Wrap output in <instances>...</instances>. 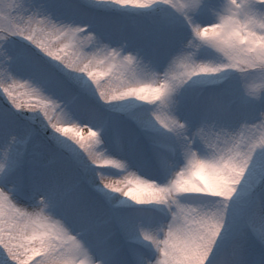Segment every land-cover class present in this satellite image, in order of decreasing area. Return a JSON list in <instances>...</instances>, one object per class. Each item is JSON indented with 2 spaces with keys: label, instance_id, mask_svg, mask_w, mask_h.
Masks as SVG:
<instances>
[{
  "label": "snow or ice",
  "instance_id": "1",
  "mask_svg": "<svg viewBox=\"0 0 264 264\" xmlns=\"http://www.w3.org/2000/svg\"><path fill=\"white\" fill-rule=\"evenodd\" d=\"M264 3V0H260ZM117 7L114 10L111 5ZM6 9V10H5ZM218 17L212 23L211 17ZM217 30L207 37L206 28ZM190 40L208 47L191 51ZM85 42H94L90 71H78L73 54ZM264 43V11L253 0H229L222 9L216 0H0V260L3 264H36L31 250L17 252L22 234L10 189L27 200L47 198L52 216L34 218L46 223L55 244L49 251L81 253L103 264H143L153 255L137 219L152 224L182 216L191 225L209 217L194 215L189 201L158 212L143 205L135 209L113 203L91 163L87 144L69 142L55 131L47 107L33 114L28 101L39 96L46 106H62L94 132L98 142L143 170L145 180L160 191L173 188L188 197L227 198L217 209L213 251L207 264H251L249 246L264 249V216L255 212L253 194L264 183V148L257 149L239 188L218 195L183 192L182 170L218 168L222 160L201 158L206 147L242 138L257 121V107L231 75L245 59L230 54L242 48L260 62ZM223 52L228 63L212 57ZM148 65L143 64V60ZM150 67L164 79L156 85L152 104L141 110L115 97H106L103 81L139 73ZM180 67L185 71H172ZM227 74V75H226ZM111 104L112 107H108ZM264 141V136L261 137ZM176 169L173 185L165 183ZM205 207V205H202ZM207 209L205 207V213ZM171 236V230L169 231ZM169 244L170 241H165ZM158 264H199L173 246L159 250ZM65 264H73L69 256ZM264 264V260L260 262Z\"/></svg>",
  "mask_w": 264,
  "mask_h": 264
},
{
  "label": "clouds",
  "instance_id": "2",
  "mask_svg": "<svg viewBox=\"0 0 264 264\" xmlns=\"http://www.w3.org/2000/svg\"><path fill=\"white\" fill-rule=\"evenodd\" d=\"M41 4H46L48 0H38ZM229 0H216L224 9ZM257 10L264 11V3L260 0H253ZM111 7L115 10L116 5ZM6 10V9H5ZM212 23H218V17L212 16ZM217 30L206 28L204 34L207 37H214ZM191 51L199 53L208 45L199 40H190ZM260 48V62H256L255 56H248L242 48L232 49L230 54L245 59L247 62L240 64V71L234 75L240 85L241 91L248 100L257 107V121L264 125V43L258 45ZM95 49L94 42H85L74 54L77 70L90 71L89 60ZM216 64L228 63L229 55L223 52L212 57ZM145 66L148 65L146 59L143 60ZM172 71L177 74L185 71L180 67H174ZM227 75V74H226ZM164 79L163 75L155 74L150 67H145L139 73H128L123 77H110L103 81L106 97H115L125 104L136 105L141 110H156L160 108L158 104H152V97L158 95L156 85ZM32 106L33 114L47 107L51 122L55 125V131L62 138L69 142L87 144L91 152V163L95 165V171L106 188L111 187L114 196L113 203L121 207L135 209L138 206L158 212L170 210L178 202H191L196 209L194 215L200 217L207 215L209 221L205 224H187L182 216H175L166 223L152 224L142 218L137 219V228L141 231L145 240L151 238L153 255L145 257L143 264H158L163 259L160 249L173 246L183 255L191 257L197 253L199 264H207L213 251L215 226L211 223V218L217 209L230 205L227 198L221 197L214 200L212 197H188L178 193L175 188L168 192H162L151 181L143 178V170L134 166L131 161L115 151L106 140L98 142L101 132H94L88 124L78 121L67 109L62 106L51 108L46 106L39 96H33L28 101ZM108 107H112L108 104ZM264 127L250 128L245 131L242 138H237L227 144L221 143L218 146L206 147L199 153L201 158L222 160L220 167L198 168L194 172L187 171V164L182 169L185 177L181 178L183 192H207L218 195L220 192H230L241 186V182L248 173L251 165L252 155L257 149L264 148ZM176 169L170 170L165 183L173 185L177 179ZM17 208L24 215H17L18 226L22 229V234L17 238V252L21 255L31 250L36 264H65V256L73 260V264H103V262L91 255L81 253L73 256L70 253L49 251L55 244L54 238L49 234L48 227L43 221H36L34 218L42 216H52V210L47 207V198H38L34 201L27 200L16 194L14 189H10ZM255 202V212L264 216V183L257 185L253 194ZM205 205L207 211L205 213ZM171 230L172 235H169ZM165 241H170L166 244ZM0 264L3 261L0 260ZM131 264V262H130Z\"/></svg>",
  "mask_w": 264,
  "mask_h": 264
},
{
  "label": "rangeland",
  "instance_id": "3",
  "mask_svg": "<svg viewBox=\"0 0 264 264\" xmlns=\"http://www.w3.org/2000/svg\"><path fill=\"white\" fill-rule=\"evenodd\" d=\"M248 256L251 264H260V262L264 260V249H261L256 245H250ZM261 257L263 259H261Z\"/></svg>",
  "mask_w": 264,
  "mask_h": 264
}]
</instances>
